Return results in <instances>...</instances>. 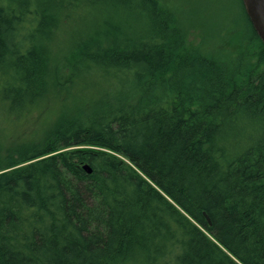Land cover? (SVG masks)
Returning <instances> with one entry per match:
<instances>
[{
  "label": "trees",
  "instance_id": "1",
  "mask_svg": "<svg viewBox=\"0 0 264 264\" xmlns=\"http://www.w3.org/2000/svg\"><path fill=\"white\" fill-rule=\"evenodd\" d=\"M240 2L241 23L0 0V264H264V41Z\"/></svg>",
  "mask_w": 264,
  "mask_h": 264
},
{
  "label": "rangeland",
  "instance_id": "2",
  "mask_svg": "<svg viewBox=\"0 0 264 264\" xmlns=\"http://www.w3.org/2000/svg\"><path fill=\"white\" fill-rule=\"evenodd\" d=\"M183 2L188 6L190 5L189 12L191 13L194 12L199 14L205 10L207 16L210 12L213 19L220 16L223 18L225 17L226 22L227 20L236 19L241 23L244 20L240 0H183ZM192 2L193 4H190ZM223 12L225 13L223 14ZM200 30L201 31H197L196 34H202V32L205 33V30ZM229 45L233 46L231 43H229Z\"/></svg>",
  "mask_w": 264,
  "mask_h": 264
},
{
  "label": "water",
  "instance_id": "3",
  "mask_svg": "<svg viewBox=\"0 0 264 264\" xmlns=\"http://www.w3.org/2000/svg\"><path fill=\"white\" fill-rule=\"evenodd\" d=\"M245 9L261 39L264 41V0H243ZM84 168L90 173L88 164Z\"/></svg>",
  "mask_w": 264,
  "mask_h": 264
}]
</instances>
